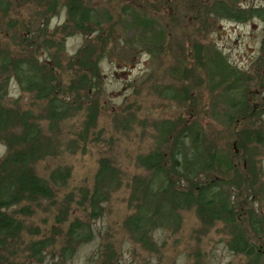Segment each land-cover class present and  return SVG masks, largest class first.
Instances as JSON below:
<instances>
[{"label":"rangeland","instance_id":"1","mask_svg":"<svg viewBox=\"0 0 264 264\" xmlns=\"http://www.w3.org/2000/svg\"><path fill=\"white\" fill-rule=\"evenodd\" d=\"M199 1L0 0V41L6 55L32 54L43 72L51 70L59 77L64 91L86 73L94 85L74 89V98L84 102L79 108H92L87 113L96 114L95 124L85 131V111L75 110L60 122L57 135L48 136L47 156L35 163V171L47 178L51 170L63 169L67 178L50 181L54 198L29 203L28 213L17 212L22 227L4 252L5 264L245 262L244 256L226 245L229 228L222 221L204 227L194 207L180 208L170 220L161 218L164 223L154 230L153 246L147 248L122 224L143 204L144 186L151 175L141 166L140 157L155 147L158 127L165 120L173 124L163 135L167 146L183 126H191L214 149L221 165L231 162L235 173L242 174L241 169L251 164L261 186L254 204L264 216V142L243 139L240 151L233 148L235 142L238 147L237 130L264 134V18L249 15L239 21L208 10L214 1ZM229 2L248 11L264 8V0ZM80 15L83 29L77 30L73 21ZM153 33L152 40L148 35ZM88 53L96 63L95 73V69L80 71L76 63ZM223 61L238 74H229ZM11 72L10 68L4 75L3 104L29 109L45 130V101L24 90ZM239 98L255 108L248 119L240 118L242 111L233 105ZM6 151L0 141V157ZM101 158H107L118 174L106 183L109 197L102 202L101 212L89 218L85 196L92 190ZM223 166L208 175L229 177L232 171ZM238 217L242 221L248 216ZM74 219L79 232L91 233L89 239L67 242ZM261 237L264 246V227ZM35 241L45 243L40 252L31 248Z\"/></svg>","mask_w":264,"mask_h":264},{"label":"trees","instance_id":"2","mask_svg":"<svg viewBox=\"0 0 264 264\" xmlns=\"http://www.w3.org/2000/svg\"><path fill=\"white\" fill-rule=\"evenodd\" d=\"M229 1L234 0H212L213 3L208 10L239 21L246 19L249 15H258L264 18V8H254L249 11L237 9ZM199 2L201 3V1ZM71 7V5L68 7L69 16H72ZM81 17L80 15L77 20L72 19L77 30L83 29L80 27V22L83 24ZM146 23L152 28L150 22ZM157 34L163 36L160 31ZM148 36L152 40L155 39V33ZM143 40L148 41L147 38ZM19 52L20 54L15 57L7 56L6 48L0 41V141L7 148L5 154L0 157V264H5L6 255L4 252L13 242L11 238L15 237L22 227L21 220L16 216L17 212L28 213L30 211L29 203L35 205L37 201L54 198L55 192H53L50 181L58 183L62 180L65 182L67 178V170L63 169L51 170L47 178L37 175L35 171V163L47 156L51 141L48 136L50 134L57 135L60 122L71 116L75 110L85 111L83 128L85 131H88V128L93 126L96 120L94 111L90 114L87 113L92 108L88 110L85 107L79 108L84 102H79L74 98V89L85 88L87 90L94 85L93 80L86 73L77 78L78 84L74 81L64 91L63 84L53 71L43 72L42 65L35 60L32 54L24 55L22 51ZM196 52L198 53L197 50ZM215 52L216 57H221L219 52ZM88 55L90 53L76 63L80 71L86 69L93 72L95 69L93 72L95 73L96 63ZM223 66L229 74H238L229 64H224V61ZM10 68L12 71L10 74L18 77L24 90L32 92L36 99L45 101L43 116L47 122L45 130L29 109L19 110L14 106L8 107L3 104L6 81L4 75ZM24 81L25 83H23ZM71 94H73L72 97L69 96ZM233 105H237L239 111H242L240 116L242 119H248L255 110L254 106L248 104L245 98H239ZM160 127L161 129L158 127V140L155 147L140 157L141 166L150 173L149 179L151 180L144 186L143 204L125 217L122 222L127 233L142 246L146 248L153 246L151 235L155 229L163 225L164 222L161 218H164V221L166 218L170 220L175 211H179L180 208L194 207L197 217L204 227L222 221L229 228L230 236L226 245L231 251L246 258L243 264H264V246L260 242L264 216H260L259 209L254 204L258 190L261 188L255 180L257 177L255 168L250 166L251 164L246 170L241 167L243 173L239 174L235 173L233 165L229 162L225 165L226 169L232 171L229 173V177L227 174L220 176V173L217 178L208 175L212 169L220 168L223 165L216 159L214 149L209 143H204L200 133L192 132L191 126H183L176 139H173L172 144L167 146L164 143L166 139L163 135L168 133L167 130L172 129L173 124L171 120H165ZM234 134L239 136L238 147L235 145L236 142L233 143V148L236 151L243 148V139L264 142V134L256 130L242 128ZM233 173L235 176L232 175ZM117 174L118 171L107 158L100 159L95 171L92 190L85 196V203L88 202L87 205L90 208L89 218L101 212L102 202L109 197L106 183L115 179ZM152 175L155 177L154 180ZM210 178L213 180L210 181ZM154 181L156 182L154 183ZM241 184H245L246 194L244 195ZM233 186L240 189V192L235 193ZM21 203L24 204L21 206ZM9 209L13 210L9 211ZM150 209L151 211L148 212ZM62 211L64 212V210ZM245 213L248 217L239 221L238 216H245ZM62 217L59 215L58 220L62 221ZM79 230V222L74 219L68 227V243H79L90 238V232L82 233ZM43 246H45L43 241H35L31 248L40 252Z\"/></svg>","mask_w":264,"mask_h":264}]
</instances>
